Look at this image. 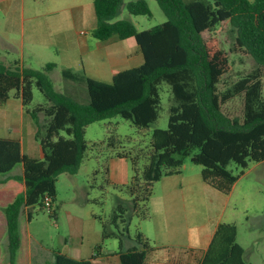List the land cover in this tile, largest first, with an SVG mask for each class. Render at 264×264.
Masks as SVG:
<instances>
[{
	"label": "trees",
	"instance_id": "16d2710c",
	"mask_svg": "<svg viewBox=\"0 0 264 264\" xmlns=\"http://www.w3.org/2000/svg\"><path fill=\"white\" fill-rule=\"evenodd\" d=\"M156 1L166 20L138 30L129 19L117 17L123 5L130 15L149 16L146 0H93L96 24L91 35L98 40L133 37L143 61L118 71L110 81L63 69V78L84 83L85 102L54 89L47 74L55 67L53 62L35 69L17 62L5 66L0 60V105L10 96L20 100L36 125L35 139L43 151V158L31 157L22 153L18 139L0 137V175L18 164L23 168L21 176L0 178V183L12 179L20 184L12 200L0 207V240L5 237L0 264H15L21 242L20 213L27 209L30 219L33 209L45 208L46 197L54 202L58 175L75 174L88 150H97L103 143V150L128 159L132 171L127 183L114 184L109 180L106 159L101 168L103 185L128 198L126 202L120 197L108 218L93 214L102 241H118L120 264H146L153 244L139 230L131 237L129 225L134 217H149L154 184L163 176L179 173L186 157L201 165L206 184L225 194L238 179L228 168L231 162L245 168L251 161L264 160V0ZM223 21L229 23L233 34L229 51L243 52L255 63L250 73L229 83L224 81L230 70L228 51L215 38L202 37V32ZM163 84L169 92L167 127L152 130L147 148L117 151L120 141L113 131L105 142L85 139L89 124L113 116L140 130L148 129L159 117ZM34 87L45 103L30 108ZM235 98L240 99L241 110L231 117L222 106ZM87 202L101 204L99 198ZM125 237L133 245L122 250ZM101 247L96 245L91 256L82 259L54 251L51 264H92ZM196 264L252 263L245 260L244 249L236 240V225L221 222Z\"/></svg>",
	"mask_w": 264,
	"mask_h": 264
},
{
	"label": "crops",
	"instance_id": "0c3cea01",
	"mask_svg": "<svg viewBox=\"0 0 264 264\" xmlns=\"http://www.w3.org/2000/svg\"><path fill=\"white\" fill-rule=\"evenodd\" d=\"M95 24L93 0H0V60L5 66L17 62L24 67L25 57L45 56L54 59V69L67 68L103 81H110L118 71L142 63V54L133 37L119 39L113 36L98 40L91 35ZM81 27L85 30H80ZM64 82V93L72 97L77 95L79 86L70 80ZM35 131L36 125L19 99L10 96L0 105V137L16 138L22 153L43 158ZM108 157L110 181L117 185L127 183L130 177L127 159ZM22 173V165L18 164L0 178L21 176ZM19 186V182L12 179L0 183V207L12 200ZM87 199L90 198L77 199L73 193L71 209L61 200V209L66 212L64 219L61 209L56 213L52 209L54 202L51 203L54 219L67 226L61 236L63 248L44 243L35 233L21 229V218L27 217V209H24L19 215L21 242L15 264H51L54 251L76 259L89 258L98 244L102 247L92 264H120L118 241L117 249L105 248L100 224L93 214L89 219L79 214L77 205L89 203ZM203 199L209 208L204 212L199 207ZM226 202L227 194L206 184L200 172L194 171L185 161L179 173L163 176L154 184L148 201L149 217L139 220L141 232L153 244L146 264H196L217 225L227 222L223 218L227 213ZM132 245H124L123 241L121 249L126 250ZM3 259L2 250L0 261Z\"/></svg>",
	"mask_w": 264,
	"mask_h": 264
},
{
	"label": "rangeland",
	"instance_id": "374dc122",
	"mask_svg": "<svg viewBox=\"0 0 264 264\" xmlns=\"http://www.w3.org/2000/svg\"><path fill=\"white\" fill-rule=\"evenodd\" d=\"M128 1L131 0H123L124 3ZM181 1L183 3H189L193 0ZM146 2L151 12L149 16L130 15L123 5L117 18L129 19L138 30L147 29L164 22L166 20V15L159 7L157 1L146 0ZM80 30L84 31L85 29L81 27ZM232 35L227 21L221 22L214 29L202 32L203 39L208 40L215 38L219 46L225 51H228L230 70L224 77V81L227 83L250 73L255 68V63L249 55L243 52L229 51L232 47ZM53 60L54 59H49V57L45 56L39 58L33 57L30 59L25 57L24 67L40 69L46 62H53ZM47 74L54 89L59 92H64V80L66 79L63 78L61 71L53 68ZM79 83L80 82L75 83L79 88L77 90V95H73V98L85 102L88 99L86 87L84 83ZM160 95L161 106L159 117L149 126L148 129L140 130L129 121L122 119L119 116H113L89 124L86 127L85 139L90 142H105L107 136L113 131L120 141L115 148L117 151H134L139 148H147L152 130L154 128L164 129L167 127L169 105V92L167 85H161ZM42 103H45V98L39 90L34 87L33 99L29 107L32 108L37 104ZM222 109L225 114L231 117L237 116L240 114L241 101L239 98H235L224 104ZM104 147L103 143L97 150H88L87 156L79 165L77 172L73 174L74 176L65 173L58 175L60 178L58 182L56 181V200L52 207L56 213H59V210L61 209V200H64V204L68 209H71L73 203L70 198L73 193L74 197H77V199L80 198V200H83L84 198H99L101 200V204L81 203L77 205L79 214L87 219H89V216L92 214H101L104 218H108L115 202L119 201L120 197L124 198V201L127 202L126 198L128 197L124 192H120L112 188V186L103 185L102 183L104 176L101 170L102 164L109 158L108 156L111 157V155H114L110 154L111 151L103 150L105 149ZM127 161L131 177V165L128 159ZM184 161L188 166H192L194 171L198 170L201 175V165L193 164L190 162L189 157H186ZM142 163L143 162L141 161L140 165H142ZM228 168L234 175L238 176V179L232 185L230 192L227 193V213H225L223 218H225L224 220H227V223L230 222L236 225V240L245 249V260L252 264H264V160L259 162L251 161L245 168H241L231 162L228 165ZM95 170H98V172H93ZM101 185H103V188H101ZM73 187L75 190L72 191L71 189ZM199 207L202 212L209 209L204 199L200 202ZM51 213L52 210L49 211L47 208H43L42 210H37L36 208L33 209L30 219L25 215L21 218V229L24 228L26 232L35 233L44 243L49 245L53 244V247L63 248V238L61 236L65 234L67 226L65 225V222L61 225L58 219L56 221ZM65 213L66 212L61 209L60 214L63 216V219ZM140 222L141 221L136 217L131 220L129 225V235L131 237H133L136 230L141 231L139 225ZM97 223L98 222L96 221V224ZM131 241L132 240L125 237L124 245L133 243ZM104 242L105 248L117 249L118 244L116 239L109 238ZM4 245L5 239L0 242V251L4 250Z\"/></svg>",
	"mask_w": 264,
	"mask_h": 264
},
{
	"label": "built area",
	"instance_id": "2783aa9c",
	"mask_svg": "<svg viewBox=\"0 0 264 264\" xmlns=\"http://www.w3.org/2000/svg\"><path fill=\"white\" fill-rule=\"evenodd\" d=\"M43 204H44L45 208H47V209H49V211H51V199L49 197L45 198Z\"/></svg>",
	"mask_w": 264,
	"mask_h": 264
}]
</instances>
